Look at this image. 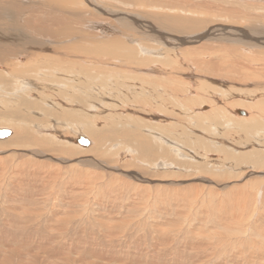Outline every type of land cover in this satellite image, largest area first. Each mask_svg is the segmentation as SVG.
<instances>
[{
    "label": "bare ground",
    "instance_id": "obj_1",
    "mask_svg": "<svg viewBox=\"0 0 264 264\" xmlns=\"http://www.w3.org/2000/svg\"><path fill=\"white\" fill-rule=\"evenodd\" d=\"M6 130L0 264H264V0H0Z\"/></svg>",
    "mask_w": 264,
    "mask_h": 264
},
{
    "label": "rangeland",
    "instance_id": "obj_2",
    "mask_svg": "<svg viewBox=\"0 0 264 264\" xmlns=\"http://www.w3.org/2000/svg\"><path fill=\"white\" fill-rule=\"evenodd\" d=\"M192 86V85H191ZM212 87V86H211ZM205 89H207V88H205ZM212 89H213V87H212ZM206 91V90H205ZM205 91H203V92H205ZM225 91V90H224ZM224 91H218L220 94H218V93H216V92H212L216 97H219L220 99H222V100H224L223 101V110L225 111L226 109V111H227V113H226V111L224 112L223 111V115L222 116H225V121L226 122H230L229 124L231 125V128H224V126H222V128L220 127L219 128V130H218V132H219V134L217 135V137H218V139L219 140H224V142H226L227 144H229V145H235V146H238L239 144H241V143H243L242 142V139H238V137H239V133H236L235 132V130L239 127L237 124V122H236V120L234 119H229V118H231V115H230V105L232 104V103H234L235 104V102H236V104L235 105H238V107H242V108H247V105L249 104L248 102H246V101H241V99L240 100H238V99H236V98H238V96H235L234 97V93L232 92L231 94H228V95H224L223 93H224ZM228 92H230V90H228ZM221 94H223V96H220ZM213 95V96H214ZM231 96H232V98H231ZM226 97V98H225ZM240 98V97H239ZM227 100V101H226ZM230 100V101H229ZM232 100V101H231ZM235 102H234V101ZM237 100V101H236ZM227 103H226V102ZM225 102V103H224ZM229 102H230V104H229ZM232 102V103H231ZM238 103V104H237ZM245 104V105H244ZM229 105V106H228ZM225 107V108H224ZM227 107V108H226ZM229 109V110H228ZM176 111H180V109L179 110H176ZM180 112H183V111H180ZM229 113V114H228ZM229 115L230 117H227V116ZM227 118H228V120H227ZM204 119H206V118H204ZM233 121L236 123V124H234L233 123ZM233 123V124H232ZM228 124V123H227ZM208 125H211V124H209L208 123ZM237 127V128H236ZM240 128L241 127H239L237 130H240ZM76 131H79V130H77V129H75ZM223 130V131H222ZM228 130V131H227ZM229 130H231L232 132L234 131L236 134H234V133H231V131L229 132ZM221 132H223V133H221ZM78 132H74V134H72L73 135V137H75L76 135L75 134H77ZM229 133H230V135H229ZM232 134V135H231ZM227 135V136H226ZM231 136V137H229V136ZM224 137V138H223ZM227 137V138H226ZM230 139V140H229ZM236 140V141H235ZM232 141V142H231ZM238 141V142H237ZM239 141H240V143H239ZM236 142V143H235ZM231 143V144H230ZM226 144V145H227ZM199 149V148H198ZM257 149V148H256ZM201 152H203V151H201ZM175 155H176V153H175ZM180 156V155H179ZM200 158H202V157H200ZM180 158H178V159H176L177 161H179V162H181V161H183V162H185L182 158H181V160H179ZM196 159L197 160H195L196 161V163L195 164H197L199 161L201 162L202 160L200 159L199 160V158L198 157H196ZM200 162H199V164H200ZM239 166V165H238Z\"/></svg>",
    "mask_w": 264,
    "mask_h": 264
},
{
    "label": "water",
    "instance_id": "obj_3",
    "mask_svg": "<svg viewBox=\"0 0 264 264\" xmlns=\"http://www.w3.org/2000/svg\"><path fill=\"white\" fill-rule=\"evenodd\" d=\"M9 135H10V132L7 130L6 131H0V139L8 137ZM79 143L83 146H87V144H88L87 140H85V139H80Z\"/></svg>",
    "mask_w": 264,
    "mask_h": 264
}]
</instances>
